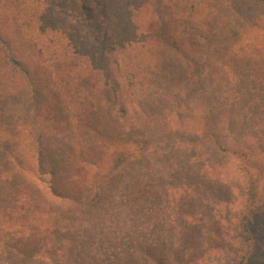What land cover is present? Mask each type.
<instances>
[{
    "label": "trees",
    "instance_id": "trees-1",
    "mask_svg": "<svg viewBox=\"0 0 264 264\" xmlns=\"http://www.w3.org/2000/svg\"><path fill=\"white\" fill-rule=\"evenodd\" d=\"M264 264V0H0V264Z\"/></svg>",
    "mask_w": 264,
    "mask_h": 264
},
{
    "label": "rangeland",
    "instance_id": "rangeland-1",
    "mask_svg": "<svg viewBox=\"0 0 264 264\" xmlns=\"http://www.w3.org/2000/svg\"><path fill=\"white\" fill-rule=\"evenodd\" d=\"M230 258H233L232 256H226V257H224V258H217V259H215L213 262H212V264H231V263H228V262H230L229 261V259Z\"/></svg>",
    "mask_w": 264,
    "mask_h": 264
}]
</instances>
